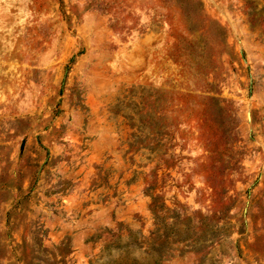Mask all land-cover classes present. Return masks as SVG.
Segmentation results:
<instances>
[{"label": "rangeland", "instance_id": "1", "mask_svg": "<svg viewBox=\"0 0 264 264\" xmlns=\"http://www.w3.org/2000/svg\"><path fill=\"white\" fill-rule=\"evenodd\" d=\"M0 264H264V0H0Z\"/></svg>", "mask_w": 264, "mask_h": 264}]
</instances>
